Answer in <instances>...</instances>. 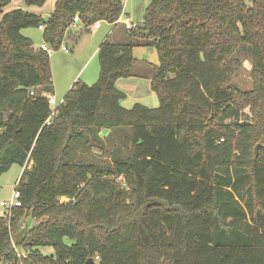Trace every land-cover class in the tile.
<instances>
[{
	"label": "trees",
	"instance_id": "obj_1",
	"mask_svg": "<svg viewBox=\"0 0 264 264\" xmlns=\"http://www.w3.org/2000/svg\"><path fill=\"white\" fill-rule=\"evenodd\" d=\"M8 4L0 177L22 168L21 206L1 213L0 264H264V0H150L124 43L100 45L97 81L75 82L49 124L50 56L22 31L43 25L60 50L75 16L80 32L115 28L122 3L56 0L46 20ZM140 43L157 52V108L123 107L116 86ZM245 47L250 91L231 84Z\"/></svg>",
	"mask_w": 264,
	"mask_h": 264
},
{
	"label": "rangeland",
	"instance_id": "obj_2",
	"mask_svg": "<svg viewBox=\"0 0 264 264\" xmlns=\"http://www.w3.org/2000/svg\"><path fill=\"white\" fill-rule=\"evenodd\" d=\"M9 2L8 6L3 10V13H6L10 10L13 9H21L24 11H29V12H34V13H42L44 14V16H48L50 14V12L53 11L54 8V3L56 0H46L45 3L43 4V6L41 7H37V6H26L24 4V2L22 0H7ZM122 1V6H123V10L126 16H128L130 19H132L134 22L140 23L143 20V16L145 13V10L147 8V6L150 3V0H121ZM48 14V15H47ZM82 29V27L80 26V24H75L72 25L65 33L64 36V41L62 43V46H65L72 50V48L74 47V39H77V37L81 36L82 33H87V35H92L94 34L95 31H93L92 28H88L87 31L83 32L80 30ZM107 29L106 25H102V30ZM89 31V32H88ZM109 34L107 35V39L112 40L113 36H111L112 34V28H108ZM122 33V36L125 38V40H127L126 34L123 33V30H121L120 28H117L115 31H113V34H119ZM34 35V36H39L40 33L37 29L34 28H28V29H24L22 31V35ZM84 37V36H82ZM84 39V38H82ZM67 45V46H66ZM50 48V47H49ZM34 49H38V48H34ZM51 52L49 53L50 56V67L51 69H53V74H54V78L55 80L59 81L60 77L62 76V64L64 63V61L62 60L63 54L59 51V50H53L52 48H50ZM154 53V49L153 48H148L147 51H142V52H138L135 57L138 58V60L140 61V63L143 64H138L139 66L134 67V70L132 71V74L135 78L137 79H142L145 78V76L150 75L153 73V67L158 65V56H157V52L155 51V58L151 59V57L153 56ZM236 58L241 62V69L239 71V73L232 79L231 84L235 85L236 87H238L240 90L242 91H250L252 88V84H251V72H252V65H251V54H250V50L248 48H241L239 51H237L236 53ZM96 64H98V60L97 57L93 62L94 67H96ZM142 67V68H140ZM76 68V65H73L70 67L69 69V74H71L72 70ZM99 69V67H98ZM91 67L87 69V71L85 72L84 76H86V74L88 72H90ZM52 74V72H51ZM66 76V73L64 74ZM84 76L82 77V79L84 78ZM98 78V75H97ZM81 79H77L75 82H80L81 83ZM97 81V79H95V81H92V83H90L91 85L94 84ZM155 96V95H154ZM60 99H57L56 103L59 104L60 103ZM156 102L155 106L153 107H149V108H157L158 107V100L155 96ZM56 104V105H57ZM53 106L50 107V109H52ZM106 133L105 132H101V136L105 137ZM97 152V150H96ZM258 153V151H257ZM31 166L30 163H28L26 165V168L29 169ZM22 172V168H20V166L14 164L12 165L9 170L7 172H5L4 174L1 175L0 177V202L1 201H8L12 195V192L14 191V187H15V183L17 182V180L20 178ZM3 212V208L0 207V213ZM1 215V214H0ZM41 253L45 254V255H50L53 253L52 248L49 247H45V248H40Z\"/></svg>",
	"mask_w": 264,
	"mask_h": 264
},
{
	"label": "crops",
	"instance_id": "obj_3",
	"mask_svg": "<svg viewBox=\"0 0 264 264\" xmlns=\"http://www.w3.org/2000/svg\"><path fill=\"white\" fill-rule=\"evenodd\" d=\"M29 13L41 16L43 19L46 20L48 19V17L52 12H50L49 15L47 14L48 16H44V14L42 13H34V12H29ZM103 24L106 25L107 29L102 30ZM108 28L109 30L110 28H112V34H111V36H113L112 40L107 39V35L109 34ZM117 28H120L121 30H123V33L126 34V32L121 26H117L113 28L112 25L110 24L100 22L99 27L92 28L93 31H95L94 34L87 35V33H82L80 37L78 36L77 39L74 40L75 43L72 50H70L67 45L66 48L68 52L65 53L61 49L59 50L63 54V56H61L62 60L64 61V63L62 64L63 77H60L59 81L55 80L53 69H51L52 86H53L51 96L54 97L55 101H57V99L59 98H62L60 99L61 100L60 102H62L64 96L73 87L77 79H81L82 80L81 82L86 85H91L90 83H92V81H95V79H97L98 64H96V67H94L93 62L97 57V51L100 45L105 40H109L111 43H115V44H122L125 42V38L122 36V33H119L117 35L113 34V31H115ZM37 30L40 33L39 36L38 35L31 36L30 34L27 36L23 35L31 40L33 44V48H38L43 43L42 31L39 29ZM149 47L150 46H144L141 43L134 47L133 56L137 61L134 67L139 66L138 64H142L140 63L138 58L135 57V55L138 52L147 51ZM155 51L156 50L154 49V53L151 59L155 58ZM73 65H76V68L72 70L70 75H68L69 69ZM90 67H91L90 72H88L86 76H84L85 72ZM65 73L66 76L64 75ZM83 76L84 78L82 79ZM152 77H153V73L145 76V78L142 79H137L132 75L130 78L118 80L116 82L117 88L125 93V99L121 102L122 106L125 108H131L134 104H142L147 107L155 106V103L157 102L154 94L150 90V81Z\"/></svg>",
	"mask_w": 264,
	"mask_h": 264
},
{
	"label": "built area",
	"instance_id": "obj_4",
	"mask_svg": "<svg viewBox=\"0 0 264 264\" xmlns=\"http://www.w3.org/2000/svg\"><path fill=\"white\" fill-rule=\"evenodd\" d=\"M121 3H122V1H121ZM75 24H80L79 19H78L77 16H75L73 18L72 25H75ZM141 24H142V22H140V23L134 22L132 19H130L128 16H126L125 13H124V10H122L120 16L114 22L113 25L115 27L121 26L125 31H130L132 29H135V28L139 27ZM99 25H100V22H96L92 26H90V28H97V27H99ZM38 29L41 30V31H43L44 30V26L43 25H40L38 27ZM60 49L62 51H64L65 53L68 52L67 48L64 47V46H61ZM37 50H43V51L47 52L48 54L51 52L49 46L46 43H44V42L38 47ZM30 95H33V92H30ZM44 96H45V98H46V100L48 102L49 107L53 106V108L51 109L52 113H51L50 117L46 121V123L49 124L52 116L55 115V112H56L57 107L62 102H60L59 104H57L53 96H51V95H44ZM17 182L15 183L14 191L12 192V195H11L10 199L8 201H4V202L1 201L0 202V207L3 208V212L6 215H8L13 208H16V207H20L21 206V202H20V199H19L20 198V194H19V191L16 189ZM67 201L68 200L65 199V198H60L59 199V202L60 203L67 202Z\"/></svg>",
	"mask_w": 264,
	"mask_h": 264
},
{
	"label": "water",
	"instance_id": "obj_5",
	"mask_svg": "<svg viewBox=\"0 0 264 264\" xmlns=\"http://www.w3.org/2000/svg\"><path fill=\"white\" fill-rule=\"evenodd\" d=\"M259 145H256L255 150H254V156L255 158L257 157V151H258ZM85 264H94L92 259L86 260Z\"/></svg>",
	"mask_w": 264,
	"mask_h": 264
}]
</instances>
